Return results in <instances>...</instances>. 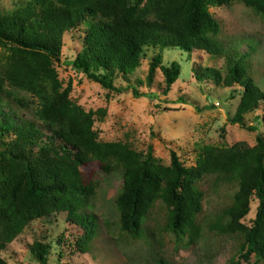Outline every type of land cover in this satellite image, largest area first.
Wrapping results in <instances>:
<instances>
[{
  "label": "trees",
  "instance_id": "16d2710c",
  "mask_svg": "<svg viewBox=\"0 0 264 264\" xmlns=\"http://www.w3.org/2000/svg\"><path fill=\"white\" fill-rule=\"evenodd\" d=\"M233 1L264 16V0H29L23 9L0 14V264H9L2 255L27 226L52 214H65V223L79 231L77 248L88 252L98 233V218L91 211L100 176L115 172L122 176L114 200L118 231L127 241L141 238L159 201L167 213L164 231L195 243L206 198L229 186L235 189L231 202L210 221L209 230L240 240L238 260L249 262L253 256L264 261V135L257 133L252 147L205 146L189 168L170 152V164L163 167L151 145L138 152L125 142L101 141L94 123L104 112L75 105L72 82L63 86L55 68L61 63L63 36L81 25L86 26L82 49L70 66L109 92L127 91L114 81L125 82L139 69L145 48L158 50L147 79L151 82L160 72L163 96L181 73L176 62L163 65L164 50L224 56L228 71L222 85L242 90L229 123L256 133V126L244 124V116L264 102V91L241 63L227 59L217 43L222 25L208 11ZM212 74L220 84V75ZM208 77L205 72L195 79ZM131 91L136 99L142 96ZM13 133L17 137L9 140ZM254 199L255 218L247 227L242 221ZM31 252L37 264H48L49 244L35 241ZM62 259L59 253L56 264ZM151 264L168 262L159 257Z\"/></svg>",
  "mask_w": 264,
  "mask_h": 264
},
{
  "label": "rangeland",
  "instance_id": "374dc122",
  "mask_svg": "<svg viewBox=\"0 0 264 264\" xmlns=\"http://www.w3.org/2000/svg\"><path fill=\"white\" fill-rule=\"evenodd\" d=\"M28 1L0 0V14L23 9ZM208 11L222 25L217 43L229 54L227 59L241 63L246 76L253 78L264 91V16L255 14L241 1L210 7ZM85 28L81 25L65 33L61 63L55 64V68L63 86L72 82L70 98L75 105L86 112H104L102 120L94 123L101 141L125 142L138 152L151 145L154 157L163 167L169 166L170 152H174L183 166L189 168L205 146L230 148L244 143L252 147L256 134L264 135V102L244 116V124L256 126V133L229 123L236 113L242 90L238 86L227 88L222 85L228 71L224 56L210 57L201 51L164 50L163 65L176 62L181 73L170 93L163 96L160 72L155 73L151 82L147 79L151 59L158 50L145 48L139 69L125 82L114 81L117 88L128 87L127 91L109 92L70 66L82 49ZM212 71L220 75V84L213 79ZM205 72L210 77L198 82L195 76ZM132 88L142 96L134 98ZM24 116L29 119L28 114ZM12 120L16 123L13 125L18 124V120ZM14 137L17 136L13 133L9 140ZM121 186L122 176L118 172L100 176L91 211L98 218V233L88 245V252L83 254L77 248L75 237L79 231L65 223V214H52L27 226L7 246L3 258L9 264H37L31 247L39 241L50 245L48 264H56L59 253L63 254L62 264H151L159 257L168 264H264L253 256L249 262L238 260L240 240L209 230L210 221L230 204L235 189L222 186L218 193L206 198L198 219L200 235L195 243L188 244V236L180 241L164 231L167 213L159 201L145 221L141 238L127 241L118 231L119 214L114 204ZM256 207L254 199L243 225H251Z\"/></svg>",
  "mask_w": 264,
  "mask_h": 264
}]
</instances>
